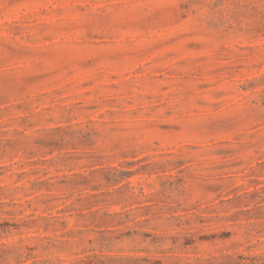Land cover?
<instances>
[{"label":"rangeland","instance_id":"rangeland-1","mask_svg":"<svg viewBox=\"0 0 264 264\" xmlns=\"http://www.w3.org/2000/svg\"><path fill=\"white\" fill-rule=\"evenodd\" d=\"M0 264H264V0H0Z\"/></svg>","mask_w":264,"mask_h":264}]
</instances>
